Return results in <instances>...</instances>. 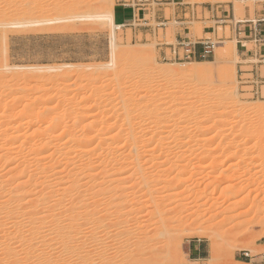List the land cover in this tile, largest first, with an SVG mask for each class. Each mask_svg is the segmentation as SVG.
<instances>
[{"label": "bare ground", "instance_id": "obj_1", "mask_svg": "<svg viewBox=\"0 0 264 264\" xmlns=\"http://www.w3.org/2000/svg\"><path fill=\"white\" fill-rule=\"evenodd\" d=\"M105 1L99 12L10 23L19 27L98 22L110 30V51L117 50L116 54L118 52L119 57H124L125 61L122 63L121 60L115 65L112 60L105 67L108 69L115 65L113 78H107L106 74L100 79L97 75H92L84 84H88L87 87L79 82H76L79 85L74 83L73 87L64 85L63 80L68 74L56 73L49 79L42 75L32 76V79L30 76V80L27 81L26 78L23 87L17 91L9 83L0 89V264H92L90 250L93 247V234L97 230L94 223L99 224V220L108 214V209L99 211L98 207L114 204L120 209L131 202L134 206L140 204V209L145 204L157 207L162 199L157 198L156 187L161 183L173 185L177 180L175 178L186 170L187 160L183 163L186 166H178L180 164L177 160H184V156L176 155V152H182L179 149L184 142L208 141L216 144V147L226 146L224 148L230 149L254 138H264V131L261 129L264 121L251 126L249 121L244 120H249L251 115L261 117L264 105H243L227 87L221 88L220 94H215L225 96L223 99L225 98L226 103L211 101V105L200 98L191 97L192 92L177 97L171 94L175 93L174 89L170 93L166 89L168 87H164L174 78L180 77L182 82L189 84L193 82L192 78L204 80L212 77L210 69L205 71L202 67L194 66L177 69L158 67L148 60L149 56L145 58L142 51L117 49L116 35L122 26L115 24L113 20L114 1L110 0V7L107 5L109 8L105 6L104 9L108 2ZM230 44L229 46L233 45L231 50L236 60V48L234 43ZM219 49L222 51V48ZM76 66L66 64L57 68L33 67L32 71L57 72L73 68L75 72ZM106 88L109 92L103 94ZM70 89L74 92H79L80 89L89 91V95L84 94L86 97L84 96L82 105H76L73 98L67 101L63 99ZM217 91L214 92L218 93ZM180 92L183 91L180 89ZM51 95L55 98L54 105V101L45 99H52ZM15 107H21L17 111L18 115H6L10 108ZM214 108L224 115L230 110L237 119L232 122L226 118L218 120L212 116ZM50 114L54 116L51 119ZM164 149L167 151L162 154L164 151L161 150ZM212 150L206 153L207 158ZM174 153V162L178 163L175 166L184 170L177 171L178 167L174 169L172 162L169 170L166 168L161 174L157 173L160 161L156 164V160L162 156L164 161L166 155L174 160ZM245 153V159L251 157L249 152ZM201 154L202 151L199 155ZM206 157L200 159L204 160ZM169 159L161 161V164H166ZM211 159L214 158L210 157ZM216 160H213V164L210 161L211 167ZM232 162L231 167L240 165L238 160L234 159ZM190 163L186 167L188 171L198 172L206 167L192 163L191 160ZM170 169L179 172L172 181L166 180V173ZM235 177L232 175L231 179ZM191 178L189 176L188 180ZM167 188L163 187L164 190ZM98 213L101 215L96 218ZM114 214L116 218L124 216L120 210L114 211ZM172 222L179 228L186 223V217L174 216ZM104 231L105 229L100 230V234L108 236ZM189 237L208 238L210 244L215 241V236L203 231L192 232ZM139 239L142 237L136 238V241ZM133 242V238L128 240L130 244ZM173 245L179 249L178 243L174 242ZM86 250L88 252L83 255L82 252ZM180 262L174 263L183 264Z\"/></svg>", "mask_w": 264, "mask_h": 264}, {"label": "rangeland", "instance_id": "obj_2", "mask_svg": "<svg viewBox=\"0 0 264 264\" xmlns=\"http://www.w3.org/2000/svg\"><path fill=\"white\" fill-rule=\"evenodd\" d=\"M104 1L10 0V4L8 3L9 0H0V15H2V17L0 16V89L4 84L9 83L12 89L17 91L23 87L26 78L27 81L28 79L30 80V76L32 79L34 76L42 75L49 79L56 73H65V75L67 73L68 75L67 77L65 76L66 79L63 80V83L71 87L79 85L76 82L83 83V86L87 87L88 84H86L87 86L84 84L92 78V75H97L100 79L106 74L107 78L112 79L116 70L114 69L116 68V63L119 64L122 61L124 63L125 58L119 57V53L117 52L116 54L117 50L114 51L115 54L110 51V30H108L109 28L106 25L94 21L69 22L70 25L65 22L19 27H14L10 24L14 22L27 23L66 18L86 12H99L103 8V4H105ZM107 1H105L107 4L104 5V9L105 6L108 5L110 7L111 5L110 0ZM113 1L112 9L116 0ZM194 1L201 2L203 0ZM8 5L11 6L9 7ZM108 6L106 8H109ZM192 32L193 34H200L201 28L195 26ZM228 33L229 27L218 28V36L222 37L224 35L226 38L223 41L221 40L222 43L215 46L214 58L201 61H163L157 56L156 41H150L149 43L140 42L139 37L134 39L130 28H121L117 31L115 44L117 49L142 51L143 55L146 56L144 57L147 58L149 56L148 60H151L152 64L158 67L177 69L183 66H194L202 67L205 71L209 69L212 71V77H207L204 80L192 78L193 82L189 84L182 82L180 77L179 79H171L167 83L168 86L165 84L164 87H168L166 89L170 93L174 89L173 92L175 93L171 94H175L177 97L184 96L187 92H192L191 97H194V99L200 98L204 102L207 101L208 105L211 101H219L222 104L226 103L225 98L223 99L225 96L221 94L223 97H220V95L217 96L215 94H220L221 88L223 89L224 87L226 89L227 87L229 91L232 90L236 94V97L243 105H264V84L260 82L264 81V79H250V76L243 75L251 68H242L241 71H238V67L242 63H240L238 58L235 60L233 57L234 52L231 50L233 45L229 46V44L234 43L236 48V41L230 39V33ZM256 45L259 46L258 44ZM219 48H222V51ZM251 48L252 45H249L248 49ZM217 50L219 53L221 51V53L218 54ZM148 60L146 59L147 62ZM114 61L115 65L114 67L112 66L113 68L109 67L107 69L105 67L111 62L114 64ZM197 63H201V65H197ZM255 63L259 66L264 65L262 62L258 64L257 61H254L253 64ZM66 64L77 65L74 67L75 72H73V68L68 71L62 69L60 70L61 72L32 71L33 67L57 68ZM77 67L78 69H75ZM147 70L150 71L149 69ZM261 70L263 76L264 68H261ZM152 74L153 72L150 73V75ZM219 74L221 75L219 76ZM220 77H222L223 81H221ZM197 81L200 82L197 83ZM49 82L51 83V81ZM208 88L210 89L208 90ZM107 89L103 91V94L109 92ZM180 89L183 91L182 93ZM80 90L79 92L68 90L64 94L63 99L67 101V99L73 98L76 101V105H82L83 98L89 91ZM205 90L207 91L205 92ZM256 90L258 91L257 94L255 93ZM45 99L54 101L52 105L55 104V98L47 97ZM241 102L240 104H242ZM20 108H10L6 115H18L19 112L17 113V111ZM212 112V116L218 120L219 118H226L232 122L237 119L230 110H228L226 115L220 114V110L215 108ZM52 115L50 114V119L54 117ZM248 119L244 120L249 121L251 126H255L259 121H264V114L261 117L251 115ZM86 125L82 124V126ZM261 129L264 131V126ZM201 142L192 140L184 142L183 146L180 145L181 154L176 152V155H180L178 157L184 156V160H177L180 165L174 162L175 153L173 154L174 156L172 155L174 160L171 156L168 157L167 153L163 156V158L165 155L167 159L170 158L169 162L172 160L170 163L166 161V164H170V166L167 165L165 167V163L162 165V162L166 160L164 158L165 160L163 161L162 156L159 157V160H156L157 162L155 161L156 164L158 161H160L159 164L162 163V167L159 164L157 165L159 168L156 171L159 174L164 170L166 171V168H171L173 164L174 169L178 166L184 167L185 164L183 163H186V160L189 164H191L190 160L192 163L199 160L195 164L198 163L202 167L206 166L198 172H192L188 171L189 164L186 163V170L181 169L182 167L180 169L178 167V170L176 169L177 171H185H182L180 175L178 174L180 171L176 173L175 170L172 169V171L170 169L171 171H168V169L169 173H166L168 175L165 174L168 177L166 180L172 181L176 174L179 176L175 178L177 180H175L173 185L161 183L156 187L158 190L157 198L162 199L157 207L153 204H145L140 209V204L134 206L132 202L120 209L115 207L114 204L98 207L99 211L108 209V214L105 218L99 220V224L94 223L97 230L93 234V247L90 250L93 256L92 264H176L174 263L175 261H182L180 263L183 264H264V138H254V140H249L241 146L230 149L224 148L226 146H223V148L222 146H219L220 148L216 147V144H210L208 141H203V144ZM211 148H215L214 152ZM209 150H212V152L209 153L210 155L208 154L207 158L206 153ZM161 151H164L162 152L163 154L167 150ZM201 151L204 155H199ZM245 152H249L251 157L245 159ZM197 156L201 158L205 156L207 159L202 160L203 158L200 159ZM193 157L199 159L197 160V158ZM210 157L217 159V163L214 161L215 163L212 165L214 159L210 160ZM222 158H224L223 161ZM234 159L240 161V165L236 168L231 167ZM210 161H212V167L210 166ZM172 162L174 163L172 164ZM175 165L178 166L176 167ZM232 175L236 177L231 179ZM189 176L190 178L192 177L191 180H188ZM163 187L168 188L164 190ZM117 210H120V213L124 216L116 218L114 211ZM100 213L95 215L96 218L101 215ZM174 216L179 218L185 216L186 223L176 228L175 223L172 222ZM225 220H228V222L225 223ZM104 229V232L111 236H102L103 234H100V230ZM202 231L215 236L213 244H210L208 238L189 237L192 232L201 233ZM140 236L142 239L136 241V238ZM130 238L134 240L131 244L128 243ZM174 242L178 243L179 249L173 245ZM243 251L249 253V259L240 257ZM87 252L88 250L83 251L82 254L84 255Z\"/></svg>", "mask_w": 264, "mask_h": 264}, {"label": "crops", "instance_id": "obj_3", "mask_svg": "<svg viewBox=\"0 0 264 264\" xmlns=\"http://www.w3.org/2000/svg\"><path fill=\"white\" fill-rule=\"evenodd\" d=\"M112 14L114 23L119 25L138 19L141 26L130 28L134 39L139 37L145 43L156 41L157 56L163 61L174 59L173 49L181 53L180 44L190 45L194 61L214 58L215 46L226 38L218 36V28L229 27V38L236 41V58L242 63L238 71L251 68L243 75L264 79L261 73L264 65L253 64L264 63V49L252 38L255 27L264 37V0H116ZM195 26L201 28L200 34H193ZM206 45L213 48L203 58Z\"/></svg>", "mask_w": 264, "mask_h": 264}, {"label": "built area", "instance_id": "obj_4", "mask_svg": "<svg viewBox=\"0 0 264 264\" xmlns=\"http://www.w3.org/2000/svg\"><path fill=\"white\" fill-rule=\"evenodd\" d=\"M139 20L138 19H132V21L129 24H121L122 28H138L141 26V24L139 25ZM252 38L253 41L255 42V44H258L262 49H264V37H261L258 34V30L255 27L252 30ZM178 47H180L183 51H181V53H178L177 49H173L172 50V55L174 57V61H191L194 60L195 55L194 52L191 50L190 45L189 44H180ZM213 46L212 45H206L204 50H203V58L211 53ZM255 93L257 94L258 91L256 90ZM240 257H242L243 259H249L250 255L248 252H241Z\"/></svg>", "mask_w": 264, "mask_h": 264}]
</instances>
